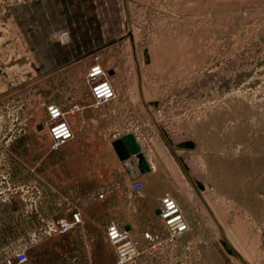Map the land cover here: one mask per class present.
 Segmentation results:
<instances>
[{"label": "rangeland", "instance_id": "1", "mask_svg": "<svg viewBox=\"0 0 264 264\" xmlns=\"http://www.w3.org/2000/svg\"><path fill=\"white\" fill-rule=\"evenodd\" d=\"M31 2L0 0V154H56L61 191L72 177L87 186L81 177L105 170L126 199L140 198L129 179L118 177L111 156L106 165L74 159H102L101 143L74 139L54 151L42 125L55 94L63 106L80 98L72 93L91 100L86 74L100 62L112 79L126 77L137 99L145 88L148 101L126 116L128 132L160 172L159 179L142 180L144 190L179 194L193 222L176 242L143 248L133 264H264V0L232 11L223 2L218 10L201 4L199 12L163 0L146 7L134 0H56L50 18L30 15ZM59 30L69 31L67 41L57 37ZM142 215L147 224L134 234L152 228L167 238L151 208ZM21 217L19 226L5 228L0 264L21 249L28 253L24 264H73L77 251L99 247L58 233L56 245L35 242L30 234L39 228ZM102 255H88L89 264Z\"/></svg>", "mask_w": 264, "mask_h": 264}, {"label": "crops", "instance_id": "2", "mask_svg": "<svg viewBox=\"0 0 264 264\" xmlns=\"http://www.w3.org/2000/svg\"><path fill=\"white\" fill-rule=\"evenodd\" d=\"M155 1L159 2L161 0ZM163 1L176 3L179 11L182 12L186 11V9L199 12L200 7H203L201 4H210L208 7L209 10H218L217 4L222 2L225 8H221L232 11L241 6V3L253 2V0ZM24 2L29 3L27 1ZM55 2L56 0H32L29 13L30 15L32 13V16L36 15L41 17L45 14V16H49L50 18L51 13H55L50 10ZM127 2H132V0H127ZM134 2H140L146 7L147 4H151L154 0H134ZM179 4L181 5L179 6ZM227 6L229 7L227 8ZM113 83L118 96L116 100L101 107L93 106V98L91 96V101L87 93H84L86 96H82V93L71 94L73 98H76V96L80 97L78 100L76 99L74 104L81 107L80 111L69 116L70 124L75 133L76 140L74 142L89 138L92 139L90 141L96 140L101 143L105 150L102 159L99 157L94 159L90 154L80 155V157L76 156L74 159L78 158V161L84 163L96 161L105 164L107 160L105 156L107 155L108 157L111 156L114 162L118 163L120 171L118 177L121 180H145L150 174L152 178L159 179L161 178L159 175L160 172L155 171L152 160H149L145 156L139 160L133 154L128 158L122 159L114 145L118 140L123 139L129 133L128 131L133 129L129 127L130 118L126 116L136 113L135 110L141 108V104L144 106V102L147 100L144 96L145 88L143 86L139 87L142 93L139 100L136 98L137 96H135L133 89L127 87L126 77L113 79ZM52 100L56 104L64 102V98L58 94H55ZM39 127L41 128L42 125H39ZM121 131L126 132L121 134L119 133ZM121 148L120 150L129 152V147L126 142H122ZM71 160L72 162H77L76 160ZM56 163V154L29 155L27 157L19 154H0V225L1 228H4L0 232V243L5 242V228L14 225L19 226L22 220L21 215H23L26 219H32L33 225L39 228V230L34 229L30 234L35 242L44 241L56 245L53 237L58 233L72 238L76 243L82 244L83 242H87L94 244L97 242L99 244L98 249L94 250L95 252H87L85 250L77 251L71 257L75 261L73 264H89L88 260L92 259L88 257L90 254H103L102 257L100 256L96 260L97 264H115L114 261L116 259H113L112 256L114 248L107 238V227L111 222H118L130 228L134 233L137 227L147 224L142 214L150 208L161 220L159 217V207L161 205V198L166 194L163 190L148 192L147 189H143L141 192H137L140 193V198L126 199L124 193H120L122 186L120 185L118 188L113 182V175L106 176L104 170V173L102 171H99V173L89 171L86 173L88 175L87 177H81L82 179H88L89 184L87 186L79 187L80 179H78V182H73L72 179L77 178L72 177L70 178L69 186L61 191L57 189V180L55 178ZM46 169H48L47 172ZM47 173L48 176H46ZM12 185L15 188L13 190H11ZM102 190L105 193H101L100 191ZM101 194H103L102 197H100ZM60 195L65 196L63 202H60L57 198ZM173 196L181 202V196L179 194H174ZM181 203L185 215L189 218L190 225L193 226V222L190 220L191 218L184 208L183 202ZM108 206L109 209L102 215L99 211L101 208ZM77 210L82 214L83 223L69 232H57L55 230L56 220H58L55 219V217H58L57 214L59 213V219L71 218V212ZM15 218L19 223L14 222ZM46 223L49 224L46 227L48 229L42 232L40 226ZM18 242L21 243L24 240L18 239ZM58 249H60L59 246ZM40 256L44 258L47 256V253L41 251ZM1 257L2 255L0 254ZM104 259H107V261L105 262Z\"/></svg>", "mask_w": 264, "mask_h": 264}, {"label": "built area", "instance_id": "3", "mask_svg": "<svg viewBox=\"0 0 264 264\" xmlns=\"http://www.w3.org/2000/svg\"><path fill=\"white\" fill-rule=\"evenodd\" d=\"M57 37L65 42L69 39L68 30H59ZM99 66L101 72L92 75L93 69ZM86 83L93 98V106L101 107L116 100L118 94L111 78L109 70L100 62L93 63L86 74ZM107 84L111 96L101 97L94 91L100 85ZM81 110L79 105L63 106L51 102L46 105L47 117L42 122L51 139V149L56 151L75 139V133L69 121V116ZM129 186L135 192L144 189V183L139 179H131ZM103 194L100 195L102 197ZM159 217L162 220L163 231L168 233L166 239L163 238L157 229L146 228L140 235H136L132 230L118 222H111L107 227V238L113 246L116 254L115 264H133L142 255L143 248L153 244L163 242H176L182 235L191 230L190 222L185 215L178 200L170 193H166L161 198L159 207ZM83 223L80 211H72L71 218H61L56 222L55 230L59 233H66ZM28 261V254L25 250H19L8 256L4 264H24Z\"/></svg>", "mask_w": 264, "mask_h": 264}, {"label": "water", "instance_id": "4", "mask_svg": "<svg viewBox=\"0 0 264 264\" xmlns=\"http://www.w3.org/2000/svg\"><path fill=\"white\" fill-rule=\"evenodd\" d=\"M122 142H126V144L129 147V152H124L120 150L122 149L121 148ZM114 145L116 149L118 150V153L120 154V157L122 159L128 158L132 154L135 155L139 160L144 156L141 145L139 144L134 134L132 133H129L123 139L118 140L116 143H114Z\"/></svg>", "mask_w": 264, "mask_h": 264}, {"label": "clouds", "instance_id": "5", "mask_svg": "<svg viewBox=\"0 0 264 264\" xmlns=\"http://www.w3.org/2000/svg\"><path fill=\"white\" fill-rule=\"evenodd\" d=\"M101 72V69L99 66H96L93 71H92V75H96L98 73ZM94 91L98 94V96H101V97H107V96H111V92H110V89L108 87L107 84H103V85H100L99 87L95 88Z\"/></svg>", "mask_w": 264, "mask_h": 264}]
</instances>
